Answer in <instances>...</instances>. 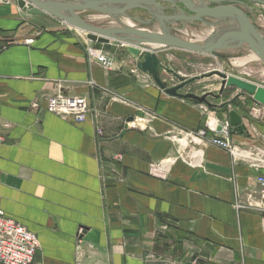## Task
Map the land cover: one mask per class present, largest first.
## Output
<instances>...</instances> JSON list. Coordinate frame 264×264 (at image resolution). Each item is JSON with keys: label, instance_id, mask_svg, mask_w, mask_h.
<instances>
[{"label": "crops", "instance_id": "obj_1", "mask_svg": "<svg viewBox=\"0 0 264 264\" xmlns=\"http://www.w3.org/2000/svg\"><path fill=\"white\" fill-rule=\"evenodd\" d=\"M89 45L114 66L90 63ZM138 62L118 41L93 42L54 16L0 0V210L37 234L33 264H264V221L248 205L250 195L259 198L264 168L209 143L198 145L201 157L192 164L175 160L185 140L172 136L206 128L208 114L222 120L227 111L222 101L207 112L166 94L137 78ZM58 90L85 96L97 120L75 123L46 111V98ZM226 94L244 117L241 96L249 94ZM230 138L247 150L264 148L250 129ZM161 165L164 178L152 173Z\"/></svg>", "mask_w": 264, "mask_h": 264}, {"label": "water", "instance_id": "obj_2", "mask_svg": "<svg viewBox=\"0 0 264 264\" xmlns=\"http://www.w3.org/2000/svg\"><path fill=\"white\" fill-rule=\"evenodd\" d=\"M16 2L19 8L28 14H49L87 33L88 39L93 42L109 44L114 40L126 45L133 56L139 57L137 68L150 75L155 84L170 96L211 105L208 99L210 96L219 98L226 89H237L241 93L253 96L256 102L264 105V86L218 69L186 78L164 64L159 55L167 48H175L224 58L222 51L247 46L264 63V35L251 19L248 5V3L264 5V0H16ZM136 10L148 12L149 18L136 16L134 14ZM84 12L109 17L117 25L93 24L81 15ZM229 19L238 23V30L215 33L204 43L179 36V32L188 24L202 22L210 28H216L219 21ZM163 72L175 76L179 83L170 86L163 80ZM214 75L221 78L218 94L206 93L199 96L195 93L182 92L193 81ZM133 120L134 117L127 119L121 135L127 130L128 123ZM229 121L232 133L249 136L244 118L237 110L229 111Z\"/></svg>", "mask_w": 264, "mask_h": 264}, {"label": "built area", "instance_id": "obj_3", "mask_svg": "<svg viewBox=\"0 0 264 264\" xmlns=\"http://www.w3.org/2000/svg\"><path fill=\"white\" fill-rule=\"evenodd\" d=\"M4 1L10 2L12 0ZM258 5L264 8V5ZM32 42L33 39H28L26 41L27 44H32ZM86 53L90 63L92 64H100L106 69H111L114 66V59L106 55L102 49L94 45L87 46ZM132 72L138 75L139 78H145L148 83L154 82L150 75L141 72L138 68L133 69ZM57 85L59 88L60 84L58 83ZM91 85H93V82H91ZM241 97H244V100L247 95ZM31 107L33 109H39V102L34 100L31 103ZM45 109L48 112L60 116L64 120L75 123H84L86 121H92L94 123L97 120V110L96 108L90 106L88 99L85 96L68 95L63 93L61 90H58L46 98ZM232 109L233 108L230 107V110ZM227 114L228 115H226L222 120H216L214 119L215 117L208 114L206 128L196 131H179L172 136L171 138L173 141H179L180 135L182 140H185L182 142L181 140L179 141L181 142L178 150L179 154L175 160L183 159L184 161L192 164L195 160L201 157L198 145L209 143L223 149L231 155L234 160H243L246 162L250 161L253 166L264 168V148L259 147L247 150L232 143L230 138L232 127L229 121V111ZM263 114L264 105L255 101V105L250 109V118L246 117L247 124L245 120L244 122L247 126L248 132L250 129L255 136L261 138L264 142V134L261 133L260 129H258L254 123H250L249 121L264 119ZM97 132L99 134L102 133L100 129H98ZM1 139L2 138L0 137V141ZM187 149L188 153H185ZM161 166H155L152 173L155 176L164 178L165 169L163 170V166ZM256 182L259 185V198L255 202V197L250 195L248 205L258 209L261 212V217L264 221V172L257 175ZM39 248L40 241L36 233L30 231L17 220L6 217L0 210V264H33L35 254Z\"/></svg>", "mask_w": 264, "mask_h": 264}, {"label": "rangeland", "instance_id": "obj_4", "mask_svg": "<svg viewBox=\"0 0 264 264\" xmlns=\"http://www.w3.org/2000/svg\"><path fill=\"white\" fill-rule=\"evenodd\" d=\"M248 5L250 6L249 10H250L251 19L264 35V8L262 6H259L258 3H248ZM134 13H137V16L145 19L149 18V14L146 11L136 10L134 11ZM88 15L89 14H85L84 17L87 18ZM206 29H210V27L206 26L202 22H194L188 24L187 27L183 29V31L179 32V36L181 37L183 36L188 39H195V38L201 39L203 37V32H205ZM169 52H170L169 59H166V57L163 56L164 59L161 58L162 62H164V64H166L168 67L175 69L180 75L185 76L186 78L200 76L214 69H218L224 71L229 75H235L247 80H251L261 86H264V63L262 61L254 60L243 66H236L233 64L236 58H240L250 54V49L247 46H243L237 49L222 51V54L225 55L224 58L215 57L213 55H205V54L183 51L175 48H169ZM136 76L137 78H139L138 75ZM162 76H163V80L167 81V83L170 86L179 83V80L175 76L169 75L166 72H163ZM220 88H221V78L217 75H214L211 77L198 79L192 82L183 90V92L195 93L199 96H202L203 94L206 93L218 94L220 92ZM208 99L212 104L220 103L222 101L220 105L223 106L225 103H228L230 101V94H226L224 97H222L219 100L212 96H210ZM227 99H229V101ZM187 100L192 101V99H187ZM243 103L245 104L244 107L245 109L242 110L244 117L250 118L249 115L250 109L255 105V101L253 97L247 95V97L243 100ZM201 105L205 106L207 112H213L215 110L213 108L214 106H210L206 103H201ZM229 105L230 104H228V106L226 107L227 109L225 110L227 112L230 111V107L234 109L232 105L231 106ZM217 108L219 109V107H216V109ZM223 109L225 108H222V110ZM263 118H264V114H263ZM256 121L260 122L262 125L264 123L263 122L264 119H257Z\"/></svg>", "mask_w": 264, "mask_h": 264}, {"label": "bare ground", "instance_id": "obj_5", "mask_svg": "<svg viewBox=\"0 0 264 264\" xmlns=\"http://www.w3.org/2000/svg\"><path fill=\"white\" fill-rule=\"evenodd\" d=\"M196 1H199V0H196ZM101 16H103V15H101ZM98 17H100V16H98ZM127 22L129 24L133 25L131 22H129V21H127ZM229 30H238V23L236 21L230 20V19L228 21L227 20H221V21H219V25L216 28H210V29L205 30V32H203V37L201 39H198V38L188 39L186 37H183V36L182 37L184 39L197 41L198 43H204L205 41H208L211 37H213L215 35V33L220 34L222 32L229 31ZM213 32H214V34H213ZM254 60L259 61L258 57L253 52L250 51V54H248L247 56L236 58V60L233 64L236 66H243V65H245L251 61H254Z\"/></svg>", "mask_w": 264, "mask_h": 264}, {"label": "trees", "instance_id": "obj_6", "mask_svg": "<svg viewBox=\"0 0 264 264\" xmlns=\"http://www.w3.org/2000/svg\"><path fill=\"white\" fill-rule=\"evenodd\" d=\"M193 102H196V103H199L198 101H196V100H192ZM235 102H236V98H233V99H231L228 103H225L223 106H222V108H225V110L227 109L226 107L228 106V104H230V105H232L233 107L234 106H237L238 107V105L239 104H235ZM239 108V107H238ZM257 125H259V126H261L262 124L260 123V122H258V121H256V120H253ZM262 128H264V124L261 126Z\"/></svg>", "mask_w": 264, "mask_h": 264}, {"label": "flooded vegetation", "instance_id": "obj_7", "mask_svg": "<svg viewBox=\"0 0 264 264\" xmlns=\"http://www.w3.org/2000/svg\"><path fill=\"white\" fill-rule=\"evenodd\" d=\"M193 82H194V81H193ZM220 97H221V96H220ZM220 97H219V98H220ZM217 99H218V98H217ZM232 99H233V98H232ZM236 99H237V98H236Z\"/></svg>", "mask_w": 264, "mask_h": 264}]
</instances>
